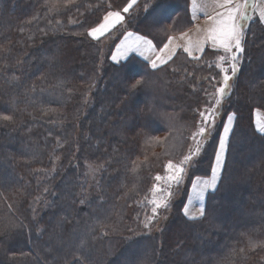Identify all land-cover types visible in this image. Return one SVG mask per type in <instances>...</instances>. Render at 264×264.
Returning a JSON list of instances; mask_svg holds the SVG:
<instances>
[{"label": "trees", "instance_id": "trees-1", "mask_svg": "<svg viewBox=\"0 0 264 264\" xmlns=\"http://www.w3.org/2000/svg\"><path fill=\"white\" fill-rule=\"evenodd\" d=\"M129 2L0 0V114L13 116L0 121V264H264V135L254 125L264 111V24L247 26L222 99L211 153L228 113L236 117L205 216L186 218L179 202L162 233L138 237L150 180L189 148L206 93L223 78L210 62L223 52L208 47L193 60L180 50L158 68L137 55L114 63L111 46L126 30L162 47L192 25L189 0L123 13ZM108 11L124 22L102 39L87 35ZM204 157L189 179L211 175L214 158ZM83 159L103 168L90 199Z\"/></svg>", "mask_w": 264, "mask_h": 264}, {"label": "snow or ice", "instance_id": "snow-or-ice-1", "mask_svg": "<svg viewBox=\"0 0 264 264\" xmlns=\"http://www.w3.org/2000/svg\"><path fill=\"white\" fill-rule=\"evenodd\" d=\"M64 3H72V0H64ZM135 3L136 0H130L123 7V13H129ZM191 6L194 13L197 11L203 12L207 19L204 27L200 25L196 26V32L200 34L198 39L193 40L189 37L188 33L180 34L181 38L186 40L184 51L189 56H192L193 60H199L200 57L193 55V52H202L204 45L210 42L214 48L222 50L223 52L222 55L217 57L216 61L210 63H215V66L224 75L220 86L215 87L213 85L215 91L206 93L211 103L206 105L203 110L198 111L201 119L197 124L196 130L191 133L193 146L189 148L188 154L184 155L178 163L169 161L164 166L167 173L165 176L157 174L154 177L157 182L163 181L165 186L161 188L158 184H154L151 189L152 198H145V202L152 205L151 215H146L143 221L145 228H148L155 220L158 209H166L170 206L169 198L174 194L171 191L172 186L180 185L183 182L188 166L193 161V158L200 153L205 139L214 129L216 118L219 115V108L222 105V99L227 94V90L230 88L229 82L237 71L238 54L245 51L244 43L247 21L251 19L249 0H202V3H198V0H192ZM208 8L212 9L211 13L207 11ZM251 8L258 11L260 21L264 22V0H253ZM124 18L121 11H108L104 15L102 22L87 30V35L93 39H99L115 28L116 25L123 22ZM174 39V37L169 36L168 43L164 44L159 52H156L152 40L137 33L126 32L124 38L116 45V50L111 58L117 60L119 57L126 56L130 51L144 49L155 53V59L151 60V65L153 68H157L159 64H167L175 55V49L180 45L175 44ZM141 55H143V52H141ZM225 64L228 67H224L223 65ZM229 70L231 71V75L228 74ZM138 85H142V80H136L131 84L130 88L135 89ZM234 116L235 114L229 116V122L234 119ZM12 120L13 116L0 114V121L10 122ZM256 127L261 134H264V122L258 120ZM232 131L229 125H225L224 135L220 138L219 149L215 154V163L211 168V176L209 178L197 176L191 182V192L188 198L189 204L185 205L184 208V213L189 219L196 220L205 216L206 210L203 205L204 195L209 189H215L217 187L219 171L223 164V155L229 143V133ZM135 167H139V165H135ZM194 201L199 202L200 207L195 214H190V205ZM251 246L255 247L256 245L252 243Z\"/></svg>", "mask_w": 264, "mask_h": 264}, {"label": "rangeland", "instance_id": "rangeland-1", "mask_svg": "<svg viewBox=\"0 0 264 264\" xmlns=\"http://www.w3.org/2000/svg\"><path fill=\"white\" fill-rule=\"evenodd\" d=\"M144 2H145V0H136V3L134 4L135 6H137V5H140V7H144ZM167 15V14H166ZM156 16H160V15H156ZM164 16H165V14H164ZM164 16H162V17H164ZM251 23V22H250ZM249 23V24H250ZM248 24V25H249ZM92 28V27H91ZM118 27H116V28H113L110 32H113V31H115L116 29H117ZM248 28V27H247ZM248 30L249 29H247V31H246V33L248 32ZM110 32H108V33H106L104 36H102V37H100L99 39H102L103 37H105L107 34H109ZM124 35V34H123ZM123 35L119 38V40L118 41H116L112 46H111V51H112V54H113V51H114V49H115V47H116V45L118 44V42L120 41V39L123 37ZM111 37H109L108 39H107V43H109L110 41H111V39L113 40V39H115V38H117V34L116 33H113V34H111L110 35ZM101 49H102V46H101ZM113 49V50H112ZM103 50V49H102ZM104 54V53H103ZM102 54V55H103ZM112 54H111V57H112ZM240 54V53H239ZM238 54V55H239ZM129 58V57H128ZM127 58V59H128ZM111 60L113 61V59L111 58ZM102 61H103V57H102ZM114 62V61H113ZM123 62V61H122ZM115 63V62H114ZM121 63V62H120ZM224 67H228V65L227 64H225V65H223ZM238 67V66H237ZM217 68V67H216ZM217 71H219L218 73L220 74V75H224V73L219 69V68H217ZM229 75L231 74V71L229 70V73H228ZM215 75V74H214ZM221 82H222V79H218V80H215L213 83H212V85H211V87L209 88V91L207 92V93H212V92H214L215 91V88L213 87V85L215 86V87H219L220 86V84H221ZM209 103H211L209 100H208V97H207V95H206V102H205V105L202 107V110L204 109V107L206 106V105H208ZM225 105H226V103H223L222 102V105H221V109L223 108H225ZM220 108H219V110H220ZM232 114H234V113H228V116H227V118H226V121L224 122V126H223V132H222V134H221V136H223L224 135V127H225V125H229L231 128H232V130H233V126H234V122H235V117L236 116H234V119L231 121V122H229V116L230 115H232ZM222 117H224V114L222 115V114H220L219 113V115L217 116V118H216V124H215V126H214V129L211 131V133L207 136V138L205 139V141H204V143H203V145H205V146H209L208 148H207V150L206 151H204V152H202V150L200 151V153L196 156V157H194L193 158V161L191 162V164L188 166V168H187V170H186V174H185V176H184V179H183V182L180 184V185H173L172 186V189H171V191L174 193L169 199H170V206L168 207V208H166V209H164V208H161V209H158V214L156 215V218H155V220L152 222V224L148 227V228H145L144 227V224H143V221L145 220V216L146 215H151V207H152V205H150V204H148V203H146L145 202V198H147V199H151L152 198V192H151V189H152V187H153V185L154 184H158L161 188H164V182L163 181H160V182H157V181H155V179H154V177L157 175H154L152 178H151V180H150V183H151V185H150V188H149V191H148V194L141 200V205H146L145 207H144V212L146 211V213H144V217L143 218H138V220H139V222H140V225H141V228H142V233H139L138 232V230H137V228H136V226H135V228H136V230H137V236L139 237V236H142L143 235V233H151V234H156V233H162L163 231H164V229L166 228V225H167V223L171 220V218H172V209H173V207H174V205L175 204H177V203H179V202H184V207H183V216H185L186 218H188V216H186L185 215V213H184V208H185V205H188V203H189V194H190V192H191V184H190V182H192V180L193 179H195V177H197V176H199V175H197V176H195L192 180H191V178L189 179V175H190V172H191V170H192V168H196V166H198L197 165V162H198V159H199V157L200 158H202V160L205 158L204 157V153H205V156H208L209 158H214V162H213V165H214V163H215V156H214V154L215 153H211V150H212V147H213V144H214V142L215 141H213V137L215 136V135H217L218 134V131H219V129H220V125H221V121H222ZM200 117L198 118V121H197V124H198V122L200 121ZM197 124H196V127H197ZM195 130H196V128H195ZM194 130V131H195ZM193 131V132H194ZM231 133L232 132H230L229 133V137L231 136ZM78 142H77V144H76V147H75V150H76V153H75V156H79V154L83 151L82 150V147H81V145H80V142H79V132H78ZM221 138V137H220ZM189 143H190V145H189V148L190 147H192L193 146V141H192V139H189ZM189 148L186 150V152L184 153V155H187L188 154V152H189ZM227 148H228V146L226 147V149H225V152H224V155H223V164H224V159H225V157H226V152H227ZM218 149H219V146H218ZM218 149H217V151H218ZM184 155H182L180 158H177V159H168V161L165 163V165L169 162V161H172L173 163H178L182 158H183V156ZM56 166H57V168L61 165V163H62V158H60V157H57L56 158ZM202 160H200V162L202 161ZM77 163H78V161H76ZM200 162H198V164L200 163ZM223 164H222V167H221V169H220V171H219V180H218V182H217V187H218V184H219V181H220V178H221V172H222V169H223ZM212 165V166H213ZM80 168L81 169H83V173L85 174V177L87 178L86 180L88 181V184H87V191L85 192V194H86V196L87 195H89V199L90 198H94L95 197V195L97 196L98 194L96 193L97 192V189H98V187H99V184H100V180H101V176H102V174H101V171H102V167H100V166H98V165H96V164H94V163H92V161L91 160H89V159H83V161H82V163L80 164ZM208 170V168H206L205 169V171H207ZM159 175H161V176H165L167 173H166V171L165 170H163L162 172H160V173H158ZM211 176V175H210ZM210 176H208V177H205L204 175L203 176H200V177H202V178H209ZM189 180H190V182H189ZM216 187V188H217ZM215 188V189H216ZM215 189H210L211 191H209V192H212V191H214ZM208 192V193H209ZM207 196H208V194H207ZM207 196H206V199H207ZM206 199H205V196H204V199H203V205H204V207H205V204H206ZM40 207H39V205H37V208H36V212H37V214L38 215H40ZM189 219V218H188ZM199 219V218H198ZM190 220H192V219H190ZM135 225V224H134Z\"/></svg>", "mask_w": 264, "mask_h": 264}, {"label": "crops", "instance_id": "crops-1", "mask_svg": "<svg viewBox=\"0 0 264 264\" xmlns=\"http://www.w3.org/2000/svg\"><path fill=\"white\" fill-rule=\"evenodd\" d=\"M252 2H253V0H249V12H250V15H251V19L249 20V21H247V26H248V24L250 23V22H252V21H258V22H260V23H263L264 24V22H261L260 21V19H259V15H258V11H256V10H253L252 8H251V4H252ZM198 3H202V0H198ZM192 0H189V12H190V15H191V21H192V25L188 28V29H186L185 31H183V32H180V33H178V34H176V35H173L172 37H174L175 39H174V43L175 44H177V45H180L179 47H177L176 49H175V55L177 54V52L178 51H180V50H183L184 51V45L186 44V40L185 39H183V38H181V33H188V35H189V37H191L193 40H196V39H198L199 37H200V34H198L197 32H196V26L197 25H200L201 27H204L205 26V22H206V19H207V17L203 14V12H200V11H197L196 13H194L193 12V10H192ZM207 11L209 12V13H211V11H212V9L211 8H208L207 9ZM121 14L122 15H124L122 12H121ZM124 22V21H123ZM123 22H121L120 24H118V25H116V27H118V26H120ZM115 27V28H116ZM126 32H133V33H137V32H134V31H131V30H126L125 31V33ZM125 33H124V35H125ZM137 34H139V35H142V34H140V33H137ZM124 35H123V37L120 39V41L124 38ZM142 36H144V35H142ZM148 38V37H147ZM149 39V38H148ZM151 40V39H150ZM120 41L118 42V44L120 43ZM153 42V41H152ZM166 43H168V40H167V42ZM165 43V44H166ZM153 45L155 46V50H156V52H159V50L161 49V48H163V46L162 47H157L156 45H155V43L153 42ZM212 48V49H216V50H219V49H217V48H214L212 45H211V43L209 42V43H206L205 45H204V50L202 51V52H200V51H194L193 52V55H195V56H197V57H201L202 56V54L205 52V50L207 49V48ZM115 50H116V47H115V49H114V51H113V53L115 52ZM141 52H143V55H141ZM187 53V52H186ZM188 54V53H187ZM113 55V54H112ZM131 55H137L138 57H140L141 59H143L144 61H146L151 67H152V65H151V60L152 59H155V53L154 52H150V51H146V50H144V49H141L140 51H130L126 56H122V57H119L117 60H113L115 63H120V62H122V61H125L128 57H130ZM174 55V56H175ZM173 56V57H174ZM191 58H192V56H190ZM162 65H164V64H159V66L158 67H160V66H162ZM157 67V68H158ZM153 68V67H152ZM261 121V122H264V111L263 110H260V109H256L255 110V112H254V125H255V129L257 130V127H256V125H257V121ZM257 132L258 133H260L258 130H257ZM261 134V133H260ZM262 135H264V134H262ZM209 191H211L210 189L205 193V199H206V196H207V194H208V192ZM189 204V203H188ZM200 207V203L199 202H193V204L192 205H190V214H195L196 212H197V210H198V208Z\"/></svg>", "mask_w": 264, "mask_h": 264}]
</instances>
